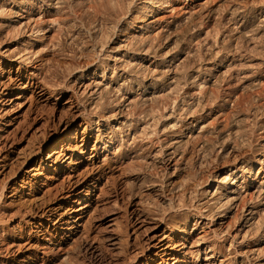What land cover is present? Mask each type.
<instances>
[{
	"label": "bare ground",
	"instance_id": "bare-ground-1",
	"mask_svg": "<svg viewBox=\"0 0 264 264\" xmlns=\"http://www.w3.org/2000/svg\"><path fill=\"white\" fill-rule=\"evenodd\" d=\"M73 1L0 0V264H68L76 237L85 252L104 254L99 264H264V59L249 75L254 90L245 99L254 103L244 115L230 77L217 81L242 67L233 56L221 74L206 58L177 74V55L164 56L159 43L165 33L215 58L224 47L238 51L248 33L264 32V0ZM214 13L226 44L206 42ZM90 14L95 20L83 25ZM181 16L187 39L172 32ZM59 21L79 22L93 54L65 75L49 59L47 33ZM250 46L255 55L264 48ZM167 90L169 104L146 117L147 102ZM241 115L249 136L226 124L225 140L204 138L207 120ZM232 133L240 147L228 144ZM148 192L152 203L140 199Z\"/></svg>",
	"mask_w": 264,
	"mask_h": 264
},
{
	"label": "rangeland",
	"instance_id": "rangeland-1",
	"mask_svg": "<svg viewBox=\"0 0 264 264\" xmlns=\"http://www.w3.org/2000/svg\"><path fill=\"white\" fill-rule=\"evenodd\" d=\"M112 1H114V0H112ZM112 1L111 0H103L104 3L105 2L106 3H109V2H112ZM122 1H123L122 3H124L123 5H129L130 4L129 2H131V0H129V1L128 0H122ZM73 2H74L73 4H76V5L79 3V1H77V0H75ZM86 16L83 17L82 24L87 26L88 23L89 24H90V22L93 23V21L95 19L92 16V14H90L89 16L88 15H86ZM90 20H92V21H90ZM208 20L209 21L205 25V27H206L205 32L208 31V33H210L209 34L210 36H209V38L208 37H205L204 38V36L202 35L201 38H199L200 39V46H201V43L202 44L205 43V39L206 38H208V40L206 42H208L209 45H212L214 43V40L216 38H217V41L218 42L220 41V43L222 42L223 44H226V42H227L226 39L227 38H223V36L222 37L220 36V34H223V33L225 35L228 34V29H227L226 25L224 26V23H223V25L221 24L222 27L220 25H219V27L217 26L219 24L218 23L219 17H217V14L216 13H214L211 16V18H209ZM78 23L79 22H77V23L75 22L74 24H72L73 26L72 25L65 26L62 21H59V23H58L60 25L59 28L58 27H55L50 33H47L48 38H52L50 40H51V42L53 44V47L55 49L54 50V53L55 54L53 53V55H51L49 59L51 61V65H54L53 66V69H54V71H57V74L59 72L60 75H65L64 73H66V69L70 68L71 66H72V68H74V66L76 67V66L80 65V66H82L84 68L85 67V64L90 63V61L93 59V54L91 52H89V50H86L84 48V47H86V46L89 45V43H90L89 41L90 40L88 39L87 33L85 32V30L83 29V27L81 28V25L78 24ZM103 23L101 25V28L99 29V32H101L102 35L105 34L108 31V29H109L107 27L108 26L107 25V22L105 23V21H103ZM185 25L186 24H185L184 18L181 16L180 18H178V19L175 20V23L172 26V28H173V31L172 32H175V34L177 35V37H180V36H183L184 35L185 38L187 39L189 37V33L184 31ZM56 28H58L59 31ZM54 30H56L58 32H55ZM53 31L56 34H54ZM263 33L262 32L261 33H258V34H254V33H251L250 34V33H248L249 34V37H248V34H247L246 35L247 38L244 37V39L245 38L246 39L245 40L244 39H241V41L239 42V44H240V50L234 51V50H232V48L224 47L225 50H222V52H220L216 58L214 56H211V51L208 50L206 47H202L201 48L202 50H201L199 46H197V45H190L186 41H184V42H178L177 41L176 43H172L173 41L172 42H169V39H165V36H166L165 33H162V38H161V41L159 43L162 46V49H163L162 50V54H164V56H168L169 57V56H175V55H177V58L179 59L175 63V66H176V68H175L176 70L175 71H176L177 74H179V72H180V74H182L184 71L189 70L190 68H192L193 66H195L199 61H201L204 58H206L207 60L209 59L208 61H206V63H203L204 66H206V67H210L211 66L212 67L214 64H216L217 66L214 67V68H217L219 71H221L220 72V74H221V73H223V71H225V69H221L220 68V66H222V63H223L221 61L223 60V58L226 55H229L231 57L233 56V58L235 59V64H237L239 66H242V67H238V68L236 67L237 70H236V68H234V69H232L233 71H231V69H230V72L231 73L224 72V75L221 74L220 77H219V79L217 81H219L218 83L220 84L221 82L228 81V77H230L229 78L230 79L229 82H231V84H232L231 86H234V87H237L238 88V92L240 94L239 95L240 97H242V95L244 96V97H242V99L244 98L243 99V102L245 103V106H243V112H245V113H243V114L245 115L247 113V110L249 108H251L250 106L253 105V103H254V102L252 103V101L250 102V100H249L250 98H248V100L245 99V97L248 94H250V95L247 96V97H250L251 94H252V92H253V90H254V86L251 83H249L248 80L250 79V76H253V73L252 72H254V71H256V69H258V65L260 64V62H259L260 59L259 58H262L263 57V59H264V56H263L264 55L263 54L264 53V48L260 49L261 47H264V34ZM56 35H57V37H55V39H54L53 37L56 36ZM219 36H220V40H219ZM251 43H256L260 47L259 48L260 50H258L259 51L258 54L257 53H256V55L255 54H252V53L250 54V50L249 49L251 48V46H250ZM81 44L83 45V49L82 48L81 49H78ZM84 44H88V45H85L84 46ZM187 44H188V46H187ZM196 46H197V48H196ZM218 46L220 47L221 44H219ZM211 48L213 49V47H211ZM216 51L217 50L215 48L214 52H216ZM202 55H203V58H202ZM67 66H69V67H67ZM228 74H229V76H228ZM214 87L212 86L211 88H214L216 90V85H214ZM211 90H209V95L210 96L208 95V98H209L208 99V104L209 103L210 104L213 103L212 105L209 104L211 107H213V106H215L217 104V102L219 100L217 98L218 97L217 92L215 90H213V89H211ZM168 92H169V90H167L165 92H161L160 94L163 93L162 96L160 94H157L158 96H155L156 97L155 99L151 100L150 102H147L146 107L149 104V107H147V108L146 107H143L142 108V105L141 104H140L141 107H139V104H138L137 105L138 110H139V108H141L140 110H143V109L146 108L145 109L146 110L145 112H147V113L144 114V115H146V117L152 116L151 115L152 113H153V115H156L157 113L158 114L161 113L160 111L163 110V107L165 106L164 104L165 103L166 104H169V102L168 103L166 102V100L168 101V99L170 97V93H168ZM166 93L169 94L168 97H167V94ZM212 93H213V95H212ZM215 93H216V95H215ZM14 95L15 94H11L8 97V100L12 99L14 97ZM64 99H66V97H63V98L59 99V103L62 104L64 102ZM120 100H121V98L118 101H120ZM250 103H252V104H250ZM231 104L233 105V103L228 104V108L229 107H233ZM247 107H249V108H247ZM147 114H150V115L147 116ZM241 117H242V115H241ZM230 118H227V119L223 118L224 120L223 119L222 120H219L218 122H215L212 125H210L209 123L213 119L211 118V119L207 120L204 123V125H207L208 124L207 125V129H206V132L204 133L205 134L204 135V138H206V140H210L211 138L213 139L217 135L218 136L220 135L225 140L226 139V136L224 135V132L226 131V128H227V127H225L226 124H228V126H231V125L233 126V124L234 125H237V128L238 129H234V131H239L243 127L242 128L244 130L243 132L245 133V135H248L249 136L248 126H246V124H248L246 122V120H247L246 116L242 117L243 119H241V118H238L237 119V118H233V117H230ZM232 121H234V122L231 123ZM77 122L78 121L75 122V125L77 124ZM160 122L162 123V120ZM237 122H239V124ZM170 124H171V122H169L166 126H170ZM241 124H244L245 126L244 125H241ZM245 127H246V129H245ZM213 128H215V129H213ZM234 131H233V133H234ZM240 131H242V130H240ZM233 133H232V135L234 137L231 135L228 138V139H230V141L228 140L229 141L228 144L230 146H233L234 145L233 147H236L235 145H237V147H240L242 145V143H241L242 140L240 138L235 137L236 135H234ZM208 137H210V139ZM240 143H241V145H240ZM246 151L248 152V150H243V153L246 154L247 153ZM249 154H250L249 152L246 154V156L248 158L251 157V155H249ZM233 159H235V158H232L231 160H233ZM133 168H134V166L131 169H129L130 171L128 170L130 172V173L128 172V174H132V172L135 171V168H134V171H133ZM187 173L188 172L181 173V176L183 175V177H185V176L188 175ZM119 178L120 177L118 176V179ZM2 182L3 181H0V184ZM121 184L122 183H117V187H116L117 191H119V190H121L123 188ZM109 187H110V185L107 186V188H109ZM148 194H149V192H148ZM139 196H140V199L141 200H146L147 202L152 203L153 195L149 194V195H146L145 196V194H142V195H139ZM126 203L127 202L125 200H123L122 202H119L118 203V205H119L118 206V208H119L118 212L120 213V215H122V217L124 215V210H126V209L129 208L128 204H126ZM124 208H126V209H124ZM97 213L94 216L95 219H94V221H92L93 223L92 222L90 223L91 224L90 227L92 229H94V227L96 226V224L97 225L99 224L98 222L96 223V221H97L96 219H99V217L102 216V214L104 213V211L101 210V212L98 211ZM120 220L122 222L123 219L120 218ZM120 220H118L119 223H120ZM228 223H229V219H225L223 221L224 227H226L228 225ZM80 238L81 237H76V239L74 238L76 240V241L74 240L75 243L74 242H69V244L66 247L68 250L70 249L69 250V254L70 255H69L68 264H99L100 263V260H104L106 258V257H104V254L101 253L102 254L101 255L100 252H95V253H91V254L88 251L85 252V250H83V248H82V244H83V241L84 240H82V238H81V240H82L81 241ZM97 253H99V254H97ZM54 264H66V262L64 263V262H61V261H57Z\"/></svg>",
	"mask_w": 264,
	"mask_h": 264
}]
</instances>
